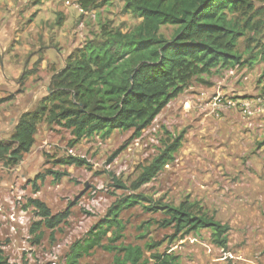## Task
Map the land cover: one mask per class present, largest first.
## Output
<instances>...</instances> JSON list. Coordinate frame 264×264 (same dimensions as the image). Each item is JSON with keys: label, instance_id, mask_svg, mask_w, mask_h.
<instances>
[{"label": "rangeland", "instance_id": "374dc122", "mask_svg": "<svg viewBox=\"0 0 264 264\" xmlns=\"http://www.w3.org/2000/svg\"><path fill=\"white\" fill-rule=\"evenodd\" d=\"M101 1L86 11L76 0H0V98H7L0 103V139L10 135L21 113L37 106L71 51L97 37L103 25L126 32L141 21L122 11V0ZM253 3V11L239 15L251 16L253 24L237 43L242 63L193 78L139 137L114 130L106 138L94 134L71 144L68 129L44 119L38 123L20 163L0 164V248L10 264H65L70 246L87 236L116 199L132 193L174 205L191 202L230 226L225 248L211 242L209 229L172 238L173 229L158 223L162 215L143 207L152 201L143 200L120 213L123 236L111 244L139 245L148 264L154 251L173 254L176 264H264V0ZM160 31L170 37L173 27ZM180 132L173 159L131 190L141 167ZM67 155L88 165L56 162ZM47 170L65 175L55 180ZM114 178L125 188L116 187ZM30 198L52 213L70 207V215L53 231L43 226L31 232L40 217ZM109 236L78 264H114V252L102 247ZM147 242L159 245L148 250Z\"/></svg>", "mask_w": 264, "mask_h": 264}, {"label": "trees", "instance_id": "16d2710c", "mask_svg": "<svg viewBox=\"0 0 264 264\" xmlns=\"http://www.w3.org/2000/svg\"><path fill=\"white\" fill-rule=\"evenodd\" d=\"M76 1L78 7L86 11L100 7L103 2ZM122 1V11L134 14L141 21L126 32L103 25L97 37L70 52L63 66L52 73L47 93L37 106L21 113L10 135L0 139V164L12 167L20 163L34 144L42 119L68 129L73 136L71 144L94 134L106 138L114 130H130L131 138H137L193 78L208 75L218 67L231 69L242 63V56L236 51L237 43L253 24L251 16L240 18L239 15L253 11L255 0ZM163 26L173 27L170 37L160 31ZM5 100L7 98H0V103ZM182 138L183 132H180L141 167L130 183L131 190L148 183L173 159ZM122 149L114 151L108 163ZM56 162L88 165L84 158L73 155ZM47 173L55 180L65 175L53 170ZM114 185L125 188L116 178ZM143 200L152 201L139 193L116 199L87 236L70 246L65 264H78V259L100 245L102 237L108 233L109 243L102 247L114 252V264H148L149 258L144 257L139 245L111 244L123 236L120 213ZM28 201L40 217L33 222L31 232L43 226L53 231L70 215V207L52 213L41 200L30 198ZM143 207L162 215L158 223L173 229L172 238L209 229L214 245L221 248L227 245L230 226L191 202L174 205L156 200ZM41 237L39 232L35 242ZM158 245V242H147L145 247L152 250ZM149 257L153 264H176V256L168 252L154 251ZM0 264H10L1 248Z\"/></svg>", "mask_w": 264, "mask_h": 264}, {"label": "built area", "instance_id": "2783aa9c", "mask_svg": "<svg viewBox=\"0 0 264 264\" xmlns=\"http://www.w3.org/2000/svg\"><path fill=\"white\" fill-rule=\"evenodd\" d=\"M211 104H212L213 111H214L218 107L219 101L215 98V100H213ZM244 105H245V108H247L249 104L245 102Z\"/></svg>", "mask_w": 264, "mask_h": 264}, {"label": "crops", "instance_id": "0c3cea01", "mask_svg": "<svg viewBox=\"0 0 264 264\" xmlns=\"http://www.w3.org/2000/svg\"><path fill=\"white\" fill-rule=\"evenodd\" d=\"M64 62V61H63Z\"/></svg>", "mask_w": 264, "mask_h": 264}]
</instances>
